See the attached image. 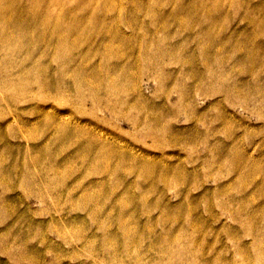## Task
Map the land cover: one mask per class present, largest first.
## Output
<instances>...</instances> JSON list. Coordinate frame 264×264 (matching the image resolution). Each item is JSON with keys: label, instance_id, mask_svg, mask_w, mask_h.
Returning a JSON list of instances; mask_svg holds the SVG:
<instances>
[{"label": "rangeland", "instance_id": "1", "mask_svg": "<svg viewBox=\"0 0 264 264\" xmlns=\"http://www.w3.org/2000/svg\"><path fill=\"white\" fill-rule=\"evenodd\" d=\"M0 11H35L37 26L50 11L47 27L60 22L76 42L61 47L48 28L15 51L18 38L1 45L0 160L17 171L0 180V205L12 208L0 209V264H260L250 230L264 227V0H0ZM38 68L47 85L61 69L62 97L40 93ZM221 83L236 87L231 101ZM42 116L46 131L23 137ZM54 121L94 143L106 169L86 159L63 177L50 170L62 165L36 163L33 145ZM78 148L62 155L77 164ZM28 175L34 184L11 183ZM120 220L138 231L122 261V243L99 242ZM151 230L167 235L141 255Z\"/></svg>", "mask_w": 264, "mask_h": 264}, {"label": "bare ground", "instance_id": "2", "mask_svg": "<svg viewBox=\"0 0 264 264\" xmlns=\"http://www.w3.org/2000/svg\"><path fill=\"white\" fill-rule=\"evenodd\" d=\"M25 14H27V11L26 12L18 11V12H16L15 15L10 14L9 15L10 18H4V16L1 15V11H0V52L2 51L3 46H7L8 44H12L11 42H9L10 39H12V38H18L19 39V42L17 44H12L11 47L9 48L10 51H15V50H17V48L22 47L25 44L24 39L28 35L27 32H29L31 36L33 35V38L37 40L41 36L43 37L45 35L48 28L51 30L50 32L57 37L56 38L57 43L60 44L61 47L70 48V47H73L75 45L76 42H74L72 44H69L68 42H66V38L68 37L69 34L64 29H62L60 22H56L53 27H47L48 22H49L48 21L49 15L51 14L50 11L46 12V14H48V15H46V17L43 18V20L40 23V26H37L35 11L29 17L24 16ZM28 21H29L30 25H32V27H25V25ZM34 24H36V26H34ZM83 28H85V27H78L77 24L70 23V25H68V27H67V31L68 32H70V31L71 32L72 31L73 32L81 31V29H83ZM60 30H63V33H60L59 32ZM2 44H3V46H1ZM35 44H37V42H34V44L31 46L28 45L29 51L33 48V46ZM27 57H28V55H27ZM214 59H217V58H214ZM214 61H216V60H214ZM60 72H61V69L56 71L54 76L50 79L51 84L47 85V83L43 81V79H44L43 76L46 73L42 72V70H40L38 68V70H37L38 74H36L37 75L36 80H37L39 87H40V93H43L45 91V88L51 87V93H53L56 98H59V96L62 97L59 85H61L63 83V81L60 77V74H59ZM77 85H72L73 86L72 89L74 92H75L74 87H77ZM92 88L96 89L95 87H92ZM235 89H236V87H233V84H231V83H225V84L221 83V86L217 87L215 90H216V92L223 93V96L227 101H231L233 99V92L235 91ZM244 89H246L248 91H252V90H250L249 87H244ZM24 90H25V87L22 86L21 91H24ZM91 97L97 102H100L103 100V98L101 96L98 97L96 95V96H91ZM19 117H20V115H19ZM47 119H49V118L43 117V116L41 118L37 119L35 122V125L33 127V130H29V128L25 129L24 133L22 132V136L26 137L28 139V138H33L32 135L37 133V131H39V130H41V133H44L46 131L47 126H48V124L46 123ZM51 129H52L53 133L51 131H50V133H47L48 141H45L42 144L37 145L36 147H35V145H33V149H32L33 151L32 152H34V156H36V157H34V160H36V163H38L40 166L44 167L45 163L47 165H51L52 163H55L56 165H62V168L65 169L64 171H59V170H57L58 168H52L50 170L52 172H54L55 174L61 175L63 177L66 175V172H68V170L72 171L73 169L77 170V168L83 167L86 159L90 160V163L86 167L87 170H92V171L97 172V171H104L106 169L105 168L106 167V161L105 160H106L107 155L97 152V151H99V149L95 147L94 143L92 145H86L84 143V145L81 146L80 145L81 139L76 138L77 131L75 132V127L69 125L68 123H66L64 121H59V122L54 121L53 124L51 125ZM204 135H207V134L204 133ZM59 139L65 140V142H64L65 146L58 145L56 147H52L53 141H56ZM46 143H48V146ZM74 143L79 145V148H78L79 156L77 158L79 160H78L77 164L71 163L72 160H76V156L73 153L62 155V153L64 151H66V148L73 146ZM40 156H43L42 160L38 158ZM1 157H4V156L0 151V158ZM95 158H97L96 159L97 161H95V163H93V160ZM5 164L7 165L6 162L0 160V180L1 179L4 180V178L9 173H13L14 171H17V170L11 171V169H9L8 166L6 167ZM24 166L25 165L21 164L20 169L24 170ZM149 170L150 169L143 168L142 173H146ZM111 172H113V171H111ZM43 175H46V174L43 172ZM51 176H52V174H48V175H46V178L44 176H41V177L46 179V180H49V178ZM162 177H161V179H162ZM44 179H42V180H44ZM34 182H35V176L34 175H28V178L25 176L21 180L15 179V180L11 181V183L13 185L21 184L24 186L32 185V184H34ZM47 183H48V181L46 182V184ZM167 184H169V181H167ZM36 197L39 198L40 200L42 198H45V197H43L42 193L36 194ZM1 200H3L2 197H0V203H1ZM82 201L84 204H86L88 199L85 198ZM0 207H2V206L0 205ZM0 209L2 211L3 207ZM3 210H5V212H7L6 214H8L9 216L11 215L12 208H10V209L5 208ZM98 210H99L98 207L92 208L89 211V214L94 215V214H96V212ZM254 224H255V222H254ZM11 225L12 224L9 222L8 227H10ZM8 227H7V229H8ZM136 229H137V226L132 228L131 226L127 225V223H125L123 220H120L118 222L115 230H114V228L112 229V231H108V229H104V232H103L102 236L100 237L99 242H101L102 246H105L108 249L113 247V246L116 247L117 242L122 243V245H120V249H119L118 253L116 252L113 255L114 258L119 257V260L122 261L121 258L123 256V254L124 253H127V254L130 253L129 242L131 243L132 237L134 236L135 233L138 232V231H136ZM141 234H143L145 236L147 234H150V235L153 234L154 235L153 236L154 239L152 240V243L149 245V247L146 248V252L144 250H143V253L138 252L141 255L150 254L151 253L150 250H154L156 248V241L158 240L157 243H158V245H160L161 241H163V239L167 235L166 233L163 232L157 236L152 232V230L145 232V233H141ZM250 234L253 235L252 248H253V250L256 249L255 253L253 252L252 256L255 260H257L258 263L264 264V243H263L264 227L259 228L255 224V228L253 227L250 230ZM113 240L116 242H114ZM165 246H167V245H165ZM115 247L113 249L115 251H117L118 248L117 247L115 248ZM4 248H5V250H9L12 248V246L6 245ZM160 249H162V247H160ZM108 255H105V256L107 257Z\"/></svg>", "mask_w": 264, "mask_h": 264}]
</instances>
